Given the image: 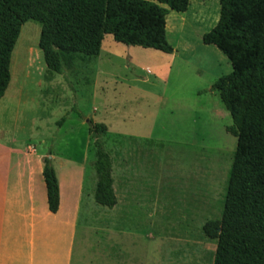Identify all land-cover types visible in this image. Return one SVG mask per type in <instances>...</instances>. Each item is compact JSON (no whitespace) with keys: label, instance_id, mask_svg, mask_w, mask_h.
Returning a JSON list of instances; mask_svg holds the SVG:
<instances>
[{"label":"rangeland","instance_id":"rangeland-1","mask_svg":"<svg viewBox=\"0 0 264 264\" xmlns=\"http://www.w3.org/2000/svg\"><path fill=\"white\" fill-rule=\"evenodd\" d=\"M221 8L218 0H190L185 14L170 11L172 53L130 47L108 34L99 57L62 55L59 75L48 71L42 27L33 21L24 25L14 52L13 68H22L24 80L30 63L33 80L45 69L36 125L42 143L38 131L32 139L40 151L66 166L86 158L89 176L96 174L90 122L108 127L103 141L119 205L110 211L93 194L94 212L121 216L112 236L123 248L150 253L153 264L214 263L217 241L203 228L222 217L237 147L227 132L232 117L213 90L233 67L222 51L203 42L218 25Z\"/></svg>","mask_w":264,"mask_h":264},{"label":"trees","instance_id":"trees-1","mask_svg":"<svg viewBox=\"0 0 264 264\" xmlns=\"http://www.w3.org/2000/svg\"><path fill=\"white\" fill-rule=\"evenodd\" d=\"M218 1L219 23L203 42L216 46L233 67L213 90L232 117L227 132L237 139V147L222 217L207 222L203 231L217 241L213 264H264V0ZM189 7L190 0H0V100L11 83L13 49L29 21L42 27L40 47L48 71L62 75V55L99 57L108 34L130 47L174 52L167 39V17ZM168 29L173 34L170 21ZM90 125L96 157L94 199L113 209L118 203L113 160L103 141L108 128ZM43 163L49 210L56 214L59 180L52 159L45 157Z\"/></svg>","mask_w":264,"mask_h":264},{"label":"crops","instance_id":"crops-1","mask_svg":"<svg viewBox=\"0 0 264 264\" xmlns=\"http://www.w3.org/2000/svg\"><path fill=\"white\" fill-rule=\"evenodd\" d=\"M22 29L11 56V83L0 100V264H153L150 253L123 248L112 236L118 232L121 216L94 212L98 209L93 202L97 178L94 173L89 176L87 159L66 166L32 141L38 131L42 143L41 128L36 125L45 69L36 81L29 70L35 68L32 63L25 72L26 80L19 75L21 67L13 68ZM23 42L25 47L29 43ZM33 52L38 59L36 49ZM45 157L52 159L59 180L60 208L56 214L49 210L43 176ZM118 205L110 211H116Z\"/></svg>","mask_w":264,"mask_h":264}]
</instances>
